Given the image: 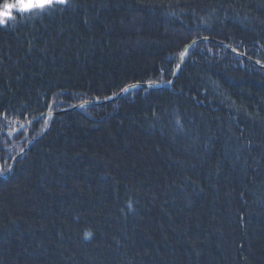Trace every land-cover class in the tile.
Listing matches in <instances>:
<instances>
[{"label": "trees", "instance_id": "1", "mask_svg": "<svg viewBox=\"0 0 264 264\" xmlns=\"http://www.w3.org/2000/svg\"><path fill=\"white\" fill-rule=\"evenodd\" d=\"M13 15L0 25V264H264V0Z\"/></svg>", "mask_w": 264, "mask_h": 264}, {"label": "snow or ice", "instance_id": "2", "mask_svg": "<svg viewBox=\"0 0 264 264\" xmlns=\"http://www.w3.org/2000/svg\"><path fill=\"white\" fill-rule=\"evenodd\" d=\"M66 0H16L15 3H4L0 6V25H6L9 20L14 19V12L31 14V13H44L51 10L56 4H65ZM187 49L180 53L181 59L187 55ZM179 67V65H178ZM171 83V82H170ZM122 91H128L127 88ZM106 99H111L107 97ZM81 108L85 107L84 104L80 105ZM51 113H49V116ZM47 125V120H45ZM91 234L85 233V238H88Z\"/></svg>", "mask_w": 264, "mask_h": 264}, {"label": "water", "instance_id": "3", "mask_svg": "<svg viewBox=\"0 0 264 264\" xmlns=\"http://www.w3.org/2000/svg\"><path fill=\"white\" fill-rule=\"evenodd\" d=\"M205 40H213V39L208 38V37H202V38L195 39V40L191 41L190 44L185 49H188L190 46H192V45H194V44H196L198 42L205 41ZM223 44L225 46H227L229 49H231L226 43H223ZM184 50L182 52H184ZM231 50L235 54L243 56L242 53H239V52H237V51H235L233 49H231ZM179 60L181 62L180 63V68H181L183 59H181L180 54H179ZM174 79H175V76H173L172 79L170 81L166 82V83H155V84L141 83V84H133V85H130V86L126 87V88L128 89V91H130L131 89H133L135 87H144V88H149V89L170 88L172 86V83H173ZM128 91H126V92H128ZM126 92L125 91H121L118 94L111 96V99H96V100H91V101H85V102L79 103L77 105H74L72 107L63 108V109H60V110H57V111H54V112H46V113L38 116L37 118L49 117V113H51V115H50V117H51V116H54L55 114H58V113H61V112L67 111V110H76V109L80 108L81 104H84L85 106H89V105H99V104H102V103H106V102L115 100L117 98H120Z\"/></svg>", "mask_w": 264, "mask_h": 264}, {"label": "rangeland", "instance_id": "4", "mask_svg": "<svg viewBox=\"0 0 264 264\" xmlns=\"http://www.w3.org/2000/svg\"><path fill=\"white\" fill-rule=\"evenodd\" d=\"M15 2H16V0H8V1H6L5 3H15ZM14 13H15V12H14ZM14 13H13V14H14ZM49 117H50V116H49ZM49 117H46V119L49 118Z\"/></svg>", "mask_w": 264, "mask_h": 264}]
</instances>
